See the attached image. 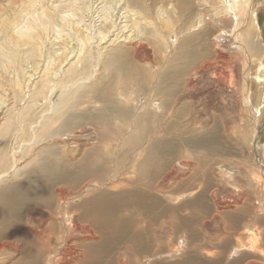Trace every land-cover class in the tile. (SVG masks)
Returning <instances> with one entry per match:
<instances>
[{
	"label": "bare ground",
	"instance_id": "obj_1",
	"mask_svg": "<svg viewBox=\"0 0 264 264\" xmlns=\"http://www.w3.org/2000/svg\"><path fill=\"white\" fill-rule=\"evenodd\" d=\"M263 7L262 0H0V28L12 30L0 42V71L8 75L6 80L0 75V183L24 174L0 191V264H175L172 259L181 262L186 253V264L224 259L225 264H264V203L258 191L235 192L232 201L216 207L211 223L199 221L189 204L173 205L169 199L174 197L167 195L180 186L196 187L195 165L182 161L174 149L164 158L155 153L166 144H194V139L195 148L201 145L212 127L198 121L199 111L218 106L228 111V102L238 116L254 120L245 140L257 151L261 173L255 178L264 193V145L256 140L264 132V121H257L264 110V33L258 26ZM14 9L28 17L11 22ZM121 11L130 32L126 39L115 29ZM194 40L197 64L189 68L183 56ZM105 49L110 50L107 58L102 57ZM123 49L134 66L127 74L135 70L138 77L126 98L121 95L126 101L118 117L96 114L93 123L63 127L72 112L90 117L87 108L105 106L99 101L102 88L87 87L107 71L125 67L127 56L119 57L120 64L112 58ZM211 53L214 57L206 60ZM161 67L172 70L170 84L177 82L175 95L168 94L166 101L159 97V76L155 85L150 78L138 79L140 73L157 75ZM197 86L209 95L187 94ZM181 91L185 99L178 96ZM213 98L220 104L213 105ZM43 142L48 145L42 150L60 146V153H71V178L79 186L67 188V174L41 164V151L34 152ZM23 163L36 168L20 173ZM217 170L214 178L232 183L230 170ZM8 195L19 199L23 221L9 214L12 207L3 203ZM252 195L256 202L246 210L253 224L262 220V229L228 224L222 216L241 213ZM190 222L198 223L190 228ZM183 228L187 242L178 234Z\"/></svg>",
	"mask_w": 264,
	"mask_h": 264
},
{
	"label": "rangeland",
	"instance_id": "obj_2",
	"mask_svg": "<svg viewBox=\"0 0 264 264\" xmlns=\"http://www.w3.org/2000/svg\"><path fill=\"white\" fill-rule=\"evenodd\" d=\"M263 5H264V0H262V7H263ZM18 8L21 9L20 7H18ZM258 14H259L258 16L260 17V18H258V22H259L258 26H259V29L262 30L264 33V10H261L260 12H258ZM120 15L122 16V18L117 19V22H116L117 27H115V29L121 34L122 37H124L126 39L130 35L129 28L125 27V22L127 21V19L125 18L123 11L120 12ZM27 17H28V15H24V14L20 13V11L18 9H14L10 12V21L11 22H18V21H21L22 19H25ZM4 18L5 17L3 16L1 20H3ZM114 19H115V17H114ZM94 21H95V25L99 24V22L97 21V18H95V17H94ZM119 22H121L120 26H118ZM127 26L129 27V25H127ZM174 29H176V27H174ZM163 31H164L165 35L168 34L169 33L168 27H165V25H164ZM11 35H12V30L6 31L3 28H0V36H1L0 42H2V44ZM54 38H55V36H52L51 41L56 42V40ZM197 43H198V40H194V41L190 42V45L185 50L186 55L183 56L184 59H188V61L185 63V65H187L189 68L191 67V65L197 64L196 60L198 57H197V55H195V51L198 48ZM93 46H94V52H96L97 49H96L95 45H93ZM123 51H125V52H122L123 54L122 53L121 54L116 53L115 56L116 55L117 56L116 57L114 56L112 58H113V60L115 59L114 60V62H116L115 64H118L121 61L119 59V57L125 58V56H127L126 59L127 58L128 59L127 60L125 59V61H127L128 65L125 63V67H123V68L119 67V68H117L111 72L107 71V76L106 75L104 76V74L100 75L98 77L97 81L94 80L95 84L93 81H91L93 84L91 83V85L87 87V89H89L90 87H96L97 91H99L102 88L99 92L102 93L101 97H103V100H99V101L101 103H104L105 106L102 108L98 104V108L97 107H95V109L89 108L90 110H88V108H87L84 111V113L89 114L91 118L87 117L85 115H79V113L83 114V112H80V111L75 112L74 111L71 113L72 118H67L63 121V123H62L63 127L72 126L73 123H75L77 121H85V122L93 123L92 117L94 118L96 114H99V116L101 118H109V120H114L118 117L117 113L122 108L121 103L123 101H126V100H123L121 98V95H123L126 98V91L131 90V85L133 84L132 81L135 80L136 77H138L137 75H135L136 74L135 70H134V73L132 72L131 75H129L130 72L133 71L134 66L129 64V63H131V62H129V61H131V58L128 57V56H131L129 50L123 49ZM155 51L158 52V48H156ZM102 53H103L102 57L107 58L110 55V50L109 49L102 50ZM158 57L160 60L161 59L160 54ZM207 57H209V58H207ZM207 57H206L207 59L206 58L205 59L210 60L211 58L214 57V54L213 53L208 54ZM179 63H180V61L176 62L177 65ZM254 65L252 66V68L255 72L256 64H254ZM127 70H131V71L127 72ZM127 73H129V74H127ZM170 74L173 75L172 70H166L163 67H161L157 75L150 74L147 72L146 73H140L139 74L140 76L138 79L141 80L144 78H148V79L150 78L149 79L150 82H151V80L152 81L154 80L153 84L155 85L157 82V79L155 77L159 76V82L162 84L161 88L163 90L162 92H160L159 97H163V99L166 101V99L169 97L168 94L175 95V91L173 90V88H174V86H175V88L177 86V82H176V84H173V83L170 84L169 83V82H171V75ZM0 75L2 76L1 80H6L8 78V75L3 70L0 71ZM153 75H154V77L152 78ZM99 78H100V80H99ZM128 80H129L128 83L130 86L123 87V86L119 85L120 81H128ZM97 82H98V84H97ZM99 82H100V84H99ZM124 85H126V82H124ZM106 86H107V88H106ZM127 88H128V90H127ZM186 90H188V89H186ZM123 91H125V93H123ZM187 94H192L194 96L204 95L206 97H207V95H209L206 92L203 93L202 91H199L198 86H197L196 91L192 90V91L187 92ZM178 96L180 98L185 99L184 98L185 91H181L178 94ZM11 100H13V99L11 98ZM11 100H10V103L12 102ZM213 100L215 101V102H213V105L216 106V102L217 103H219V102L214 98H213ZM194 101H195L196 105H199L197 99H194ZM182 102L183 101L181 100V103ZM228 105L230 107V104L228 102H226V107H228ZM81 106H80V108H81ZM218 107H220V106H218ZM218 107L216 109H214L213 111L212 110L211 111L205 110L206 113L202 112L201 110L199 111L200 117H198V121H199V119H201L203 121V125L208 124V127H212L210 133L206 134L208 137H204L202 139L201 145L196 146V148H195V143L197 140L194 139L193 140L194 144L190 143L191 140H189L186 144L183 143L182 145L173 143V144H170L171 145L170 146L169 144H166V146L164 145L161 148L159 147L155 151L156 154L157 153L159 154L158 158H164L167 155L168 150L174 149V153L178 154V157H181L182 161L188 160L185 162H190V163L193 162V164L195 165L194 169L196 170L195 171V180L193 182V179L190 178L189 181H192L193 185L196 187L191 189L192 187L190 185L189 186L190 188L188 189L189 190L188 191V190H185L187 188L186 186H180V190H176V191L171 192L170 193L171 196H170V194H167V195H169V197H174V199H169V200H171L173 205L176 202L178 204L180 201L184 205L189 204L187 206V208L192 207L194 210L197 211V215L200 214L201 217L199 218V221L204 220L207 223H211L212 222L211 218H213V216H215L217 214L218 209L216 207L227 204V203H229L228 201H232V197H233L235 192L238 193V195L242 192L241 194L243 195V194H246L248 189H251L250 192L258 191L257 193H259V196L261 195L259 200L261 201V203H264V193L260 187V186H262V184H260L258 179L255 178V174L261 173V171H260L261 169H258L259 168V166H258L259 159L257 156V151L255 150V148H253L249 144V141L247 143L245 140L246 137H251L250 135H251L252 131H254V125H255L253 123L254 120H251L250 118L246 117L247 114H245V113H243V117L241 116V114L238 116V114L236 112H233L232 110H230L229 107H228V111H224V112H223V110L218 109ZM186 113L187 112L183 113L182 115H186ZM263 114H264V110L262 109V113L257 117V121L259 123H263V121H264V115ZM2 118H3V112H0V121L2 120ZM184 118H187V116H185ZM119 119H120V117H119ZM222 120H224V121L221 122ZM222 124L225 126L227 125L226 129H224ZM238 128H239L240 132L242 131L241 132V135L243 134L242 137H241V135L239 136ZM236 132H238V133H236ZM244 133H246V135ZM263 133L264 132L262 130V132L261 133L258 132V134L256 136L257 142L262 146L264 145V136L263 135L261 136V134H263ZM46 145H48V143L43 142V143H39V145H37L35 147L34 153L41 151V164L45 165L48 169H51L53 167V168H55V171H57L61 174H67L69 176V178L64 180L65 181L64 185L67 188L72 189V188H76L77 186H79L81 184V182L77 181V185H76V187H74L75 181L71 178L74 175L73 172L71 171L72 167L74 169L73 162H72V164H70L68 161V158L71 155V153H69L65 150H62V153H60V150H61L60 146H56L51 151L42 150V148ZM186 145L188 147H186ZM188 149H189V153H188ZM50 152L52 154L51 156H50ZM123 153H126V151H123ZM169 153H172V150L168 151V154ZM173 159H175V158H173ZM126 162H129V160L127 159ZM254 165L256 166V168H254ZM218 166H222L223 168L228 169V170H230V172L233 173L232 183L227 184V182L222 180L221 178H214L213 177L212 173L218 172V170H217ZM23 167H25V169H23ZM35 168L36 167H34L31 163L28 166H26V164L23 163V165L21 166V169H20V173H23L24 170H25V173H27L29 170H33ZM19 175L20 174H18L17 178L11 176L7 182H5L6 179H4L0 183V191L7 188V186L11 185L14 181L15 182L19 181L20 178L24 174H22L21 176H19ZM256 177H258V176L256 175ZM13 178H14V180H13ZM236 185H237V187L240 186V187H238L240 189H237ZM260 189H261V191H260ZM236 190H240V191H236ZM210 195H212V197ZM213 198H214L215 202H214ZM16 199L17 198L14 195H8L7 200H5L3 203H6V202L9 203V205L13 209V210H11L12 214L10 213V210L8 211L9 214L10 215L14 214V216H13L14 220H18L21 222V221H23L24 214H23V211H22L21 206L19 204V199H17V200ZM254 201L256 202V200H254V195H252L247 199V201H245V204L242 205L243 207L242 206L240 207V208H243L241 213H238V214L232 213L230 215L224 214L222 217L224 219H226V221H228V224L236 221L243 228L245 226H248V227L254 229L255 231H260V229H262V226H261L262 220L258 221L256 223V225L253 224V221L249 220L250 219L249 218L250 212H248L246 210L247 206L249 208L251 206L250 204H253ZM0 202H2V200H0ZM167 204H168V202H167ZM168 205H170V202ZM185 209L186 208H184V210ZM188 209L185 211L188 212ZM170 212L176 215L175 211H170ZM220 212L223 213L224 211H220ZM181 213L182 214L184 213L183 209H182ZM246 215H247V217H246ZM251 215L253 216V213H251ZM185 220H187V219H185ZM197 223L193 224L192 222H190L188 227L193 228V227L197 226ZM200 224L201 223H199L198 225H200ZM208 231L211 232V228ZM186 233H187V230L185 228H183L180 230V232L178 234L182 239H184L187 242ZM205 233L207 234V232H205ZM190 242H191V240H190ZM230 250L231 249L229 248L228 252ZM184 256H186V257H184ZM184 256L182 257L183 260L181 262L178 261L179 259H172L171 263L186 264L187 259H189V257H187V256H190V254L186 253V254H184ZM223 256H226V254ZM162 259H166V258H162ZM248 260H250V259H248ZM248 260H246V261H248ZM223 263L225 264V259L223 262H221V264H223Z\"/></svg>",
	"mask_w": 264,
	"mask_h": 264
}]
</instances>
